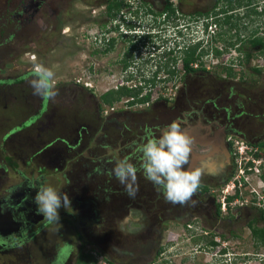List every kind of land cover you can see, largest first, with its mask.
Segmentation results:
<instances>
[{
  "label": "rangeland",
  "instance_id": "374dc122",
  "mask_svg": "<svg viewBox=\"0 0 264 264\" xmlns=\"http://www.w3.org/2000/svg\"><path fill=\"white\" fill-rule=\"evenodd\" d=\"M147 1L161 15L165 14L161 10L165 3L172 1L182 20L171 14L162 31L154 16L149 17L148 30L160 32L152 39L155 55L161 59L141 63L136 57L150 54L146 48L149 43L145 44L135 53L133 59L139 62L135 69H148L152 74L169 59L170 48L179 50L177 43L184 46L204 40L200 50L209 52L201 59L202 68L190 74L185 72L179 53L174 52L177 62L170 65L175 66L176 73L168 75L161 68L158 81L141 90V97L150 95L148 102L130 105L131 97L124 96L110 106L101 95L117 89L122 77L132 71H126L120 61L132 43L115 31L103 38L113 21L101 0H54V11L43 9L30 21L17 19L8 4L12 2L0 0V78L14 80L40 63L54 71L53 83L58 92L54 100L48 101L44 115L22 129V123L37 113L42 99L33 95L29 84L32 75L17 84L0 82V188L30 179L69 193L71 207H62L60 221L49 222L31 244L51 251L58 243L73 242L77 251L67 264H75L81 252L87 251L95 256V264H111V260L117 264H158L165 260L169 264H264V245L254 242L245 223L247 212L252 210L251 216H256V210L264 212V159L257 145L264 140V57L256 55L250 64L240 63L244 50L258 52L248 41L238 42L242 52L231 48L217 57L211 51L212 35L224 31V38L231 36L226 27H216L214 21L224 0L214 11L216 0ZM242 2L255 4L234 12L241 32L249 34L257 29V35L264 36V0ZM255 7L259 14L252 13ZM197 11L203 14L194 22L189 16L197 15L193 14ZM219 16L223 18V14ZM204 19L207 21L203 24ZM207 23L208 30H214L210 35L206 34ZM108 38H115L114 48L105 52L110 46ZM165 39L169 40L168 46ZM213 45L222 48L224 42L214 40ZM214 58L218 64L214 65ZM232 59L236 76L228 77L225 68ZM257 65L262 68L260 74L253 69ZM188 111L190 125L202 119L215 129L217 118L223 125L230 119L226 139L234 151L231 177L211 198L220 206L222 214L217 219L210 201L205 216H195L196 195L183 206L166 202L162 192L145 179L141 168L140 149L148 135L158 136L163 127ZM69 143L73 145L68 147ZM6 150L19 163L18 169L7 165L2 155ZM123 158L138 169L135 199L129 198L112 173L115 162ZM234 194L232 201L226 198V208L222 209L223 198ZM129 209L136 210L138 221L133 227L137 231L125 234L118 224ZM241 214L237 222L235 218ZM234 220L237 223L232 227ZM145 222L150 228L143 229ZM232 229L239 236L232 237ZM211 241L218 245L212 246ZM161 248L164 252L157 255ZM43 258V254L38 256L41 262Z\"/></svg>",
  "mask_w": 264,
  "mask_h": 264
},
{
  "label": "flooded vegetation",
  "instance_id": "af4514ba",
  "mask_svg": "<svg viewBox=\"0 0 264 264\" xmlns=\"http://www.w3.org/2000/svg\"><path fill=\"white\" fill-rule=\"evenodd\" d=\"M10 1L12 3L9 2L8 4L11 5L12 7L11 11L14 13L13 15L21 21L33 20L35 15L42 12L43 9H47L50 12L55 10L53 7L54 0L52 1L51 0H10ZM114 1L117 0H101V2L103 3L102 5L105 7L106 11L111 4H114ZM220 1L222 0H216L215 5L213 6V11L218 7ZM224 1H225V5L222 6L221 10L224 8H230L228 2L229 0H224ZM233 1L234 2L232 4L234 5V8L231 9L230 12H235L236 10H239L241 8H247L248 6L255 4V3L244 4L242 0L240 1L233 0ZM134 2L136 3V5ZM125 4L126 5L122 7V9L120 10V12H118L117 15L111 17L106 14L108 18H110V20L113 21V23L112 26L105 31L103 38H106L105 35L107 32L115 31L118 32V34L124 40L128 39L131 41L132 46L127 48L126 52L124 53L125 56L120 61L123 63L124 69L131 68L132 71H130V73H128V75L125 76V78L122 77L121 82L123 83L122 85H127L129 88L145 89L146 86L155 84L158 81L157 78L159 71L149 74L148 69L146 71L144 70V68L141 67H139L141 70L135 69L136 65H139L138 64L139 62H136V60H134L133 58L135 57V53L143 50L142 48L145 47V44L147 45L148 43H152L151 41L154 40L152 39V36L149 37L147 36V34L142 36V33L148 30V27L151 26V24L149 23L150 20L149 17L154 16L155 21L159 25L160 29L163 31L166 30L168 21L170 17H172L171 14H175L178 20L179 19L182 20V18H180L181 16H179L182 14L179 13L178 9L174 7V3L172 1L166 2L164 7L161 9L162 11L165 10V14L162 13L163 15L159 14L157 10H154V7L152 6L153 3L147 0H139V1L127 0ZM138 6H141L140 9L142 11H138V10L135 11V9H137L136 7ZM169 6L174 8V12H170L168 8ZM124 8L128 9V11L125 12ZM262 11H264V9H262ZM208 12H212V10ZM146 13L147 15H145ZM193 14H197V15H192L189 17H191L192 21L197 22L200 16V11L194 12ZM129 15L131 19L129 23H127L126 18L129 17ZM142 15L145 17H143ZM123 22L124 23L126 22L129 28L134 29L133 30L134 34L126 35L120 32L121 24ZM151 32L154 31L152 30ZM157 33L159 34L160 32ZM107 40L111 43L112 38H108ZM165 41L168 42L165 43ZM165 41L164 43L168 46L169 40L165 39ZM176 46L180 47L179 50H177L176 48L172 50V48H170L169 50L170 52H168L170 53L169 59L166 60V62L163 64V67L167 64L170 65L172 62H174L173 60L174 58L176 59L177 62L178 55L181 56L180 51L183 50L184 46H189V45L182 46L179 43H177ZM113 48L114 45L112 49ZM174 52H177L179 54L172 56L174 55L173 54ZM136 58L140 59L139 61L141 63L148 64L149 62L146 59V57L143 56V54H141L139 57ZM160 59L161 56L152 58V60L156 62ZM198 61L201 62V59L198 58L196 61L192 62V65L194 66V68L197 69V71L202 68V67L200 68V66L194 65L195 62ZM171 66L172 69H175L174 65H170V67ZM128 69L126 71H128ZM165 69L166 67L164 68V70ZM165 71L167 72L168 75L171 74L169 71L167 70ZM137 75L140 76L136 78L138 79V81H136L135 79ZM44 101L45 100L41 99L39 105L40 107L37 113H35L33 116L30 117V120L31 119L33 120H31V122L27 124L28 127L30 126V124L32 125L39 118H41L44 115V113L48 110V101L45 102ZM130 105H135V104H130ZM191 112L198 113L196 109H192ZM183 114L181 118H183ZM224 121H225V125H223L221 121L217 118V120L214 121L218 125L217 128L215 129L212 128V125L204 124L202 122V119H199V121L193 125L188 124V122L186 121L187 125L185 127V130L187 134L193 139V144L190 153V163L188 167L192 169L203 167L205 169V173L203 175L199 190L195 194L197 198L195 203V208L196 211H198L197 215H195L196 217L202 218L205 216L206 207L208 206V208H210V205H208L210 203H207L209 201L213 202L212 215H215V218L217 219L222 214L221 211L218 212L219 206L215 205V199L211 200V198L217 195L215 194L216 189L224 186L227 183V181L230 180L231 177L230 167L233 161L234 151L232 150L231 143L228 142L226 139L228 135V130L229 131L231 130L230 127L227 128L228 125L230 124V119H226ZM22 129H24V127H22ZM80 133H79V137L82 136V134ZM202 147L203 149H201ZM2 149L3 148H1V150ZM5 152H6L5 154L2 152V155L7 160L8 163L7 165L10 167H15V169H18L17 164L19 163L15 160V158L11 154H7V150ZM259 154H261L260 156L264 159V150H262V152H259ZM259 154H257V156H259ZM9 157L10 158L12 157L13 160L16 161V163L14 164L13 162H10L11 160L9 159ZM28 161H26L27 162L26 164H29ZM38 183H39L38 181L30 182V179H25L20 183L11 184L6 188L3 187L0 188V214L3 215L10 213L15 220L20 222V225L17 228L10 229V227H7L3 229V232H5L4 236H0V264H18V263L67 264L73 252L77 251L74 243L68 240L56 244L51 251H49V248L42 249L39 247L32 246L33 245L32 243L37 239V237L41 236L42 234L41 231L43 230V228L49 225V221L45 220L42 215L37 213L36 211L37 206L33 202L34 197L36 195L35 186ZM1 184L2 181H0V186ZM1 190H3V192H1ZM226 198L228 199V197H225L223 199L226 200ZM252 213H253L252 210L247 212L245 223L246 225H248V222H252L253 227L249 226L250 235L256 244L263 245V241L261 239L260 234L258 233L255 234L256 228L262 229V227H264V221L260 216L261 212L259 210H256L254 212L256 216H251ZM240 218H242V214L239 217H236L235 219L238 222ZM236 221L234 220V222H232V227L236 226L235 224ZM145 228L147 229L150 228L149 222L148 224L147 222L144 223L143 229ZM233 230L234 229L231 230L232 237L239 236V234L233 232ZM39 254L40 255L43 254V256L45 257L43 258L42 262L39 261L38 259V256H40ZM78 259L76 260L75 264H77Z\"/></svg>",
  "mask_w": 264,
  "mask_h": 264
},
{
  "label": "clouds",
  "instance_id": "9594fccd",
  "mask_svg": "<svg viewBox=\"0 0 264 264\" xmlns=\"http://www.w3.org/2000/svg\"><path fill=\"white\" fill-rule=\"evenodd\" d=\"M133 28L127 23L121 24L120 32L126 35L134 34ZM208 30V29H207ZM146 30L142 36H156L157 32ZM210 35V30L206 31ZM152 43L147 45L150 54L145 55L147 60L157 57L156 49ZM159 45V44H158ZM158 71V70H156ZM154 71V72H156ZM55 73L51 68L43 64H35L32 69V77L29 80L33 95L41 97L45 101H52L58 95L54 86ZM191 113L186 112L183 118L172 120L163 127L158 136L148 135L141 146L142 161L141 168L145 179L150 181L158 191L162 192L166 202L172 204L186 205L192 201L193 196L198 192L202 182L205 169L188 167L193 139L185 128L188 117ZM137 166L127 158L118 159L112 169L115 178L124 187L125 193L131 199H135L139 191ZM36 195L34 203L36 211L49 222L60 221V209L71 207V197L67 192H60L47 182H40L35 186ZM225 202V206H224ZM222 208H226V200H222ZM142 217V214H139ZM138 221L136 210L129 209L128 214L121 219L118 229L125 234H132L137 229L133 224ZM189 227L190 224L188 225Z\"/></svg>",
  "mask_w": 264,
  "mask_h": 264
},
{
  "label": "trees",
  "instance_id": "16d2710c",
  "mask_svg": "<svg viewBox=\"0 0 264 264\" xmlns=\"http://www.w3.org/2000/svg\"><path fill=\"white\" fill-rule=\"evenodd\" d=\"M228 2H229L230 8H224L221 10L220 13L215 12L214 21H215L216 27H217V25L226 27V32L231 33V36H230V38H224V31H223V33H221V31H220V33H218V34H221V35H216V34L212 35V38L210 40L211 44L209 46L211 48V51L214 53V55L218 57V56H221L224 52L229 51L231 48H234L235 50L242 52L243 50L241 47H239L238 42H241L243 44L244 42L248 41L250 43V46H252L254 48L255 47L258 48V52L256 54H253L250 50H248V51L244 50L245 51V56L243 58L244 60L240 59V63L245 62V64H250L251 59L254 56L262 55L264 57V36L257 35V29L256 30L255 29L250 30L249 34H243L245 32H243V31L241 32V27L239 25V22L236 20L234 12H230V10L234 8V5L232 4L234 1L229 0ZM125 3L126 2H124L123 0L114 1V4H111L107 8L106 14L111 16V17L117 15L118 12H120V10L122 9V7L124 5H126ZM239 4H241V3H239ZM140 7L141 6L136 7L137 9H135V11L136 10L142 11L140 9ZM168 8H169L170 12H174L173 7L169 6ZM251 11L253 14H259L260 13V11L257 9V7L251 9ZM201 14H203V13L200 12V15ZM206 14L208 15V14H210V12H207ZM220 14H223V18H220V16H219ZM130 19H131L130 17L126 18L127 23H129ZM206 21L207 20L204 19L203 24ZM208 25L209 24L207 23L206 29H208ZM234 37H236L237 39H234ZM214 40H222L224 42V47L219 48L217 46H214L213 45ZM114 41H115V38H112L110 46L105 48V50H104L105 52L112 49V47L114 45L113 44ZM201 41L203 42L204 40H201ZM201 41L197 42V44L184 46L183 50L180 51L181 57L183 59V65H184L183 68H184L186 73H189V74L195 73L197 71V69L194 68V66L192 65V62L196 61L198 58L202 59L203 55L205 53L209 52V50L208 51L204 50V49L200 50L201 43H202ZM173 60H174V64H175L176 59L174 58ZM233 64H234V60L232 59L229 66L225 68L226 72H227L226 74L228 75V77H235L236 76V72L234 71V68L232 66ZM165 67H166L165 70L169 71L171 74L176 73V69H172L170 67V65H168V64L165 65L164 67H163V64H161L160 68L157 70L160 71L161 68H165ZM253 69L255 72H257L259 74L262 72V68L259 67L258 65L253 66ZM25 76H26V74L22 75L21 77L14 79V80L13 79H5L4 81H1V82H6V83L7 82H9V83L15 82V84H17L18 82L25 81V79H26ZM141 90L142 89H140V88H129L127 85H121L117 89L112 88V89L106 91L105 93H103L101 95V99L104 103H106L110 106H113L115 104V102L120 101L124 96H130L131 97V99L129 100V104L148 102L150 100V95L146 94L145 96L141 97L140 96ZM33 115L34 114H31L23 122L21 127H26L27 124L30 123L31 120H33V119L30 120V117ZM72 145L69 143L68 146H72ZM257 145H258V147L262 148V150H264V140L259 142ZM9 159L11 160L10 162H13L14 164L16 163L12 157L11 158L9 157ZM234 198H235L234 195L228 196L229 201L233 200ZM219 207H218V212H220ZM218 212H217V215H218ZM260 216L264 221V212L263 211L261 212ZM248 225L250 227H253L252 222H248ZM257 233L260 234L261 239L263 241V245H264V227H262V229L256 228L255 234H257ZM211 245L216 246V245H218V243L215 241H211ZM221 251H222L221 253L224 254L226 252V248H223ZM163 252H164V250H163V248H161L158 251L157 255L162 254ZM95 263H96V258L90 251L89 252L88 251L82 252L81 256L77 262V264H95ZM111 264H117V263L115 261L111 260ZM149 264H151V263H149ZM158 264H169V260L162 261L161 263H158Z\"/></svg>",
  "mask_w": 264,
  "mask_h": 264
},
{
  "label": "water",
  "instance_id": "95a60500",
  "mask_svg": "<svg viewBox=\"0 0 264 264\" xmlns=\"http://www.w3.org/2000/svg\"><path fill=\"white\" fill-rule=\"evenodd\" d=\"M20 225V222L15 220L10 213L0 214V236H4L3 229L10 227V229L17 228Z\"/></svg>",
  "mask_w": 264,
  "mask_h": 264
},
{
  "label": "built area",
  "instance_id": "2783aa9c",
  "mask_svg": "<svg viewBox=\"0 0 264 264\" xmlns=\"http://www.w3.org/2000/svg\"><path fill=\"white\" fill-rule=\"evenodd\" d=\"M210 27H212V26H210ZM210 31H212V32H214V30L212 29V28H210ZM214 60H215V62H214ZM214 60H213V63H214V65H215V63L216 64H218V62H216L217 60H216V58H214ZM195 66H200V67H202V65H201V63L198 61V62H195V64H194ZM207 67V66H206ZM123 81V80H122ZM125 81V80H124ZM123 83L122 82H120V85H122ZM117 87H119V86H117ZM256 156H257V153H256ZM224 206H225V202H224Z\"/></svg>",
  "mask_w": 264,
  "mask_h": 264
},
{
  "label": "crops",
  "instance_id": "0c3cea01",
  "mask_svg": "<svg viewBox=\"0 0 264 264\" xmlns=\"http://www.w3.org/2000/svg\"><path fill=\"white\" fill-rule=\"evenodd\" d=\"M23 75H24V74H23ZM27 75L31 76V75H32V71H30V73L26 74V76H27ZM21 76H22V75H20L19 77H21ZM26 76H25V77H26ZM17 78H18V77H17ZM5 79H7V78H0V82H1V81H4ZM23 82H24V81H23ZM22 124H23V123H22Z\"/></svg>",
  "mask_w": 264,
  "mask_h": 264
}]
</instances>
